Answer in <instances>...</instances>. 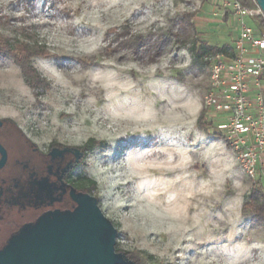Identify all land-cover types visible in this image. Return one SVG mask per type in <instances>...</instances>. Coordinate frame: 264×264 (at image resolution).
Instances as JSON below:
<instances>
[{"label": "rangeland", "instance_id": "1", "mask_svg": "<svg viewBox=\"0 0 264 264\" xmlns=\"http://www.w3.org/2000/svg\"><path fill=\"white\" fill-rule=\"evenodd\" d=\"M252 1L244 20L261 33L264 14ZM242 20L229 0H0V35L52 56L33 59L49 84L35 92L0 55V121L40 152L53 142L103 143L73 178L96 183L90 194L116 227L118 247L141 264H264V222L243 212L253 185L264 188V169L255 178L242 170L219 129L224 115L207 104L217 54L192 53L201 42L230 54ZM124 27L143 37L139 49L131 36L115 40Z\"/></svg>", "mask_w": 264, "mask_h": 264}, {"label": "flooded vegetation", "instance_id": "2", "mask_svg": "<svg viewBox=\"0 0 264 264\" xmlns=\"http://www.w3.org/2000/svg\"><path fill=\"white\" fill-rule=\"evenodd\" d=\"M6 137L12 139L20 147L19 149H23L26 157H13L4 142ZM0 147V163L5 158V162L0 167V173L11 167H21L23 170L21 175L11 176L7 180L0 177V239L4 243L0 246V256L6 251L13 250L17 239L28 238L30 232L40 226L56 224V232L60 239L69 217L79 210L80 200L84 195L78 180L73 178V173L78 166L71 171L72 174L70 173L71 182L68 179L69 168L64 163L61 167L57 166L60 165L58 161H62L60 160L62 158H59L53 164L54 166L50 164L45 171H41L37 160L49 155L51 151L49 149L47 152L38 151L37 147L21 135L18 128L10 121H0ZM69 153L77 155L75 152ZM53 154L55 157L62 155L57 151ZM31 159L37 161L35 167ZM72 166L73 163H69V167ZM26 194L38 195L40 199L23 201ZM33 215L34 218L38 216L35 221L30 220ZM110 229L116 231L114 225ZM112 232L109 230L104 233L103 240H106ZM44 238L46 236L42 239ZM116 246H118L117 243Z\"/></svg>", "mask_w": 264, "mask_h": 264}, {"label": "built area", "instance_id": "3", "mask_svg": "<svg viewBox=\"0 0 264 264\" xmlns=\"http://www.w3.org/2000/svg\"><path fill=\"white\" fill-rule=\"evenodd\" d=\"M242 26L234 56L212 57V90L208 106L224 115L219 129L236 150L242 170L255 178L264 167V32L256 33L244 18L251 11L229 0Z\"/></svg>", "mask_w": 264, "mask_h": 264}, {"label": "water", "instance_id": "4", "mask_svg": "<svg viewBox=\"0 0 264 264\" xmlns=\"http://www.w3.org/2000/svg\"><path fill=\"white\" fill-rule=\"evenodd\" d=\"M255 1L264 14V0ZM4 162L5 158L0 167ZM112 225L98 207V199L84 194L60 239L56 224L35 228L28 238L17 239L14 249L0 256V264H116L117 230L110 229ZM109 230L113 231L111 236L103 240Z\"/></svg>", "mask_w": 264, "mask_h": 264}, {"label": "trees", "instance_id": "5", "mask_svg": "<svg viewBox=\"0 0 264 264\" xmlns=\"http://www.w3.org/2000/svg\"><path fill=\"white\" fill-rule=\"evenodd\" d=\"M33 1V0H28ZM245 5H250L252 0H238ZM113 29L112 31H114ZM116 38L115 40H126L129 36L130 39L128 44L135 46L139 49L143 45V37L141 35L132 37L130 27H124L122 32L116 31ZM229 47H216L211 46L208 43H201L196 42L193 44L192 53L197 57H203L209 54H224L230 58L234 56L233 49H231V53L229 54ZM0 55L3 57H10L14 60L15 64H17L22 71V74L27 80L29 86L37 92L40 88H46L49 86L46 79H44L38 70L33 65V59L37 57H44V58H51L52 56L46 52L44 49L40 47H32L29 44L24 42H18L15 45H11L8 38L0 35ZM38 95V94H37ZM205 112L203 111L200 118L199 124H202L204 120ZM22 135V134H21ZM96 147L105 148L102 142H98L95 139H90L81 147H67L62 144H58L53 142L49 150L51 153L46 156H42L38 158V164L41 167V171H45L46 168L49 167L51 164L58 161L59 158H62L58 161L61 167V164H65L68 169V179L71 182V171L75 169L79 164H81L88 153L93 151ZM54 151L62 153L60 157L54 156ZM69 152H75L77 155H71ZM79 156V157H78ZM78 157V159H77ZM61 162V163H60ZM69 163H73L72 167H69ZM53 168V167H52ZM71 173V174H70ZM79 187L83 189V194H90L92 189L96 187V183L94 181H89V186L83 185L79 183ZM243 212L244 213H251L255 219L258 221L264 222V188L261 185H253L252 190L246 199L243 205ZM118 238V234H117ZM116 252L119 255L118 261L116 264H141V259L137 258L134 254L129 252H124L120 247L116 246Z\"/></svg>", "mask_w": 264, "mask_h": 264}, {"label": "crops", "instance_id": "6", "mask_svg": "<svg viewBox=\"0 0 264 264\" xmlns=\"http://www.w3.org/2000/svg\"><path fill=\"white\" fill-rule=\"evenodd\" d=\"M263 84H264V79H263ZM263 169H264V167H263Z\"/></svg>", "mask_w": 264, "mask_h": 264}]
</instances>
